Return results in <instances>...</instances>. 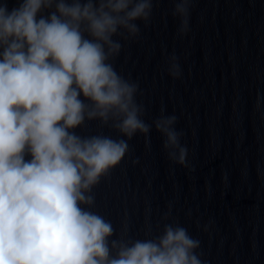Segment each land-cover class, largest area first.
Instances as JSON below:
<instances>
[{"label": "clouds", "instance_id": "clouds-1", "mask_svg": "<svg viewBox=\"0 0 264 264\" xmlns=\"http://www.w3.org/2000/svg\"><path fill=\"white\" fill-rule=\"evenodd\" d=\"M177 34L196 0H171ZM159 0H0V264H203L200 241L178 222L144 239L119 236L95 207L93 189L119 166L137 133L154 128L167 158L187 167L175 115L149 124L139 85L114 67ZM119 37V39H113ZM168 75H182L178 57ZM98 121L102 132L80 135ZM137 161H133L136 163ZM168 218L165 214L164 219Z\"/></svg>", "mask_w": 264, "mask_h": 264}, {"label": "water", "instance_id": "water-1", "mask_svg": "<svg viewBox=\"0 0 264 264\" xmlns=\"http://www.w3.org/2000/svg\"><path fill=\"white\" fill-rule=\"evenodd\" d=\"M7 3L10 10L18 0ZM172 8L171 0L154 4L151 23L136 21L140 37L121 40L113 63L138 83L147 123L161 108L177 117L188 166L167 158L154 126L147 144L137 133L93 189L92 210L112 223V239L125 226L129 237L144 239L149 226L156 234L178 222L200 241L203 264H264V0H196L183 37ZM173 53L178 79L166 71ZM98 125L75 131L121 138Z\"/></svg>", "mask_w": 264, "mask_h": 264}]
</instances>
